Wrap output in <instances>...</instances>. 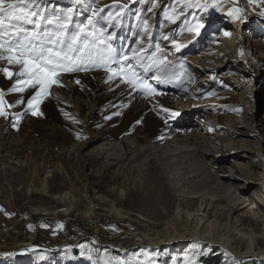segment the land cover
<instances>
[{
	"label": "rangeland",
	"instance_id": "rangeland-1",
	"mask_svg": "<svg viewBox=\"0 0 264 264\" xmlns=\"http://www.w3.org/2000/svg\"><path fill=\"white\" fill-rule=\"evenodd\" d=\"M208 2L205 9L189 0H36L45 16L71 8L73 25L92 16L96 63L62 73L63 87L53 85L34 116L35 90L12 92L20 66L0 60L13 73L0 71L13 105L0 117V264H142L151 257L143 234L173 220L181 198L190 213L200 199L216 202L218 238L230 231L222 218L233 209L246 229L235 233L241 250L249 230L261 233L264 3ZM233 8L240 19L228 14ZM169 16L181 20L173 33ZM198 24L199 32L188 30ZM129 71L151 87L125 82ZM156 250L158 264H264L229 262L226 248L208 239Z\"/></svg>",
	"mask_w": 264,
	"mask_h": 264
},
{
	"label": "snow or ice",
	"instance_id": "snow-or-ice-1",
	"mask_svg": "<svg viewBox=\"0 0 264 264\" xmlns=\"http://www.w3.org/2000/svg\"><path fill=\"white\" fill-rule=\"evenodd\" d=\"M78 2L79 0H74V3ZM254 2L255 0H249V3ZM261 2L264 3V0ZM218 3L220 0H211L212 7H216ZM35 4L36 0H0V60L20 66V71L16 75L23 79L16 81L11 89L12 92L23 93L28 88L35 90V94L28 101V108L34 116L42 115L39 112V104L50 94L52 86L63 87L59 80L62 73L88 71L90 66L96 63L93 58L96 41L92 40L95 35V25L91 15L85 22L73 25L71 8L61 16H45L46 9L38 5L33 7ZM188 6L206 9L209 2L208 0L203 2L189 0ZM241 11L239 8H233L228 14L235 19H240ZM92 15H95L94 11ZM168 18L174 20V17ZM23 25H31L32 29L26 30ZM48 25H54V27L49 30ZM144 26L147 30L146 21ZM202 26V24L193 25L188 30L199 32ZM225 35L230 33L226 32ZM176 47L179 50L181 45ZM123 59L128 60V56H124ZM104 70L111 71L113 75H116L118 71L108 67ZM122 70L121 68L119 71ZM147 70L148 68L145 67V71ZM0 71H3L8 79L13 76V73L7 69H0ZM139 75L129 71L124 77L125 82L134 87L150 88V85H144L142 81L140 84L137 83ZM157 79L159 80L160 77L157 76ZM76 83H79V80ZM152 91L154 92L155 89ZM11 107L13 105L4 99V91L0 90V117H6L8 115L6 108ZM163 111L169 110L163 109ZM172 115L178 116L179 113L173 112ZM0 211L3 209L0 208ZM191 264H195V261Z\"/></svg>",
	"mask_w": 264,
	"mask_h": 264
},
{
	"label": "bare ground",
	"instance_id": "bare-ground-1",
	"mask_svg": "<svg viewBox=\"0 0 264 264\" xmlns=\"http://www.w3.org/2000/svg\"><path fill=\"white\" fill-rule=\"evenodd\" d=\"M162 5L163 4L160 3L156 7L152 8L153 14L151 17L155 16L157 9L161 7ZM173 21L174 22L167 28V29H171L172 33L176 25H178L179 21L181 20L176 19V22L175 20ZM241 25H242L241 23L238 24V26H241ZM171 32H169V34H171ZM232 45H233V42L231 39L229 41L230 48H232ZM241 57L244 58L245 54L243 53ZM201 64L204 65L206 64V62L201 61ZM189 201L190 200L186 198L177 199L175 217L173 218V220L166 223L159 230L154 229L150 232L146 231L143 234L146 236H150L148 238L150 239V241L147 243H141L140 245H142L146 249L148 256H151V257H149V259H147L146 261L142 262V264H158V262L155 261L157 258L155 254H157L156 249H158L161 245H164V244L177 245L181 242H188L192 240H195L198 242H204V240L206 239H208L210 243L220 244L224 248H226L228 252L229 262L233 260H241L244 258H260V259L264 258V247L260 245V240H259L260 234H262L264 237V225H262L263 227L261 229L262 231L260 234L255 229L249 230L248 233L245 234V237H246L245 247L243 250H241L240 248L236 246L237 242H235V233L238 231L240 232L246 231V229H245V226L242 223H240L237 219L232 220L231 217H232V212L234 211L233 209L226 208V210H229V212L226 214L225 218H222L223 225L227 227L226 228L227 230L230 229V231H228L226 234H223L221 238H218L215 235V231L212 230V228L215 225H217L220 220L219 214L217 213L218 208H216V204H215L216 202L209 201V199L207 200L205 198L200 199L197 208L193 212L190 213L189 211L187 212L186 210V207L189 204L188 203ZM80 238H83V237H79L78 239ZM32 244H33L32 241L26 242L20 245V248L28 250L29 247L33 246ZM154 250H156L154 254L153 253L151 254V251H154ZM125 252L126 251H122V254H125ZM152 260H154V262H152Z\"/></svg>",
	"mask_w": 264,
	"mask_h": 264
},
{
	"label": "trees",
	"instance_id": "trees-1",
	"mask_svg": "<svg viewBox=\"0 0 264 264\" xmlns=\"http://www.w3.org/2000/svg\"><path fill=\"white\" fill-rule=\"evenodd\" d=\"M205 264H209V263L206 262Z\"/></svg>",
	"mask_w": 264,
	"mask_h": 264
}]
</instances>
